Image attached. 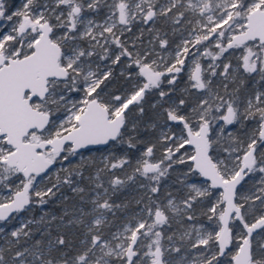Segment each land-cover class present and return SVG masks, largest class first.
I'll return each mask as SVG.
<instances>
[{"label": "snow or ice", "instance_id": "1", "mask_svg": "<svg viewBox=\"0 0 264 264\" xmlns=\"http://www.w3.org/2000/svg\"><path fill=\"white\" fill-rule=\"evenodd\" d=\"M0 264H264V0H0Z\"/></svg>", "mask_w": 264, "mask_h": 264}, {"label": "rangeland", "instance_id": "2", "mask_svg": "<svg viewBox=\"0 0 264 264\" xmlns=\"http://www.w3.org/2000/svg\"><path fill=\"white\" fill-rule=\"evenodd\" d=\"M13 2H14V3H18L19 0H13ZM133 31H135V29H133ZM162 55H164V54H162ZM185 80H186V78H185ZM180 87H181V88L184 87V82H183V80H182L181 83H180ZM250 182H251V181H249V183H248L247 185H245L246 188L252 186V184H250ZM134 195H136V192H135L134 190L129 191V194H128V195H125V201H124V202H127V201L131 200V198H132ZM118 203H119V202H118ZM46 210H49V208L47 207ZM34 212H35V211H34ZM122 215H123V213H118V214H117V217H116L115 220H114V224H115V225H118V224L120 223V219H121ZM19 219H20V218L18 217V218H17V221H13V222L9 225V227H11L12 225L17 224Z\"/></svg>", "mask_w": 264, "mask_h": 264}, {"label": "trees", "instance_id": "3", "mask_svg": "<svg viewBox=\"0 0 264 264\" xmlns=\"http://www.w3.org/2000/svg\"><path fill=\"white\" fill-rule=\"evenodd\" d=\"M185 78L186 77H184V79ZM253 183H254V181H251L250 182V184H253ZM129 191H131V190H129ZM129 191H126V192L120 194L119 195V199L117 200V202H121V201L124 202L125 201V195H128L129 194ZM47 207L49 208V211H56L59 208V202L50 203ZM133 207H134V205H133ZM39 212H40V209L37 208L33 214L34 215H39Z\"/></svg>", "mask_w": 264, "mask_h": 264}]
</instances>
